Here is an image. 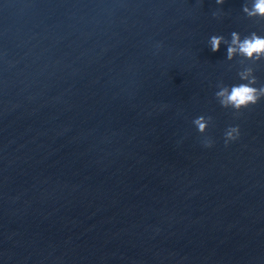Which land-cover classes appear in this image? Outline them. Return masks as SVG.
<instances>
[{
  "label": "water",
  "instance_id": "water-1",
  "mask_svg": "<svg viewBox=\"0 0 264 264\" xmlns=\"http://www.w3.org/2000/svg\"><path fill=\"white\" fill-rule=\"evenodd\" d=\"M242 2L0 0V264H264V99L206 43Z\"/></svg>",
  "mask_w": 264,
  "mask_h": 264
},
{
  "label": "clouds",
  "instance_id": "clouds-1",
  "mask_svg": "<svg viewBox=\"0 0 264 264\" xmlns=\"http://www.w3.org/2000/svg\"><path fill=\"white\" fill-rule=\"evenodd\" d=\"M225 2L226 0H215L217 7L212 12L214 18L220 20L228 15L223 8ZM241 14L256 27L244 33L233 30L227 36L222 33H213L206 41L212 52L219 51L223 45L224 59L238 63L235 82L226 83L219 80L215 84L213 93L220 107L231 110L234 117L264 99V82H260L256 74L257 67L264 64V0H243ZM159 46L158 44L157 47ZM212 120L213 118L206 114L197 115L191 120L192 125L201 135V143L205 148H211L215 144V139L208 134ZM240 136V125L229 124L223 130V143L228 146L237 141Z\"/></svg>",
  "mask_w": 264,
  "mask_h": 264
}]
</instances>
